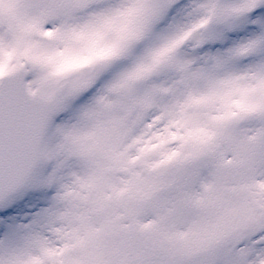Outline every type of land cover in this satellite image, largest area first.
Wrapping results in <instances>:
<instances>
[{"label":"snow or ice","instance_id":"obj_1","mask_svg":"<svg viewBox=\"0 0 264 264\" xmlns=\"http://www.w3.org/2000/svg\"><path fill=\"white\" fill-rule=\"evenodd\" d=\"M0 264H264V0H0Z\"/></svg>","mask_w":264,"mask_h":264}]
</instances>
